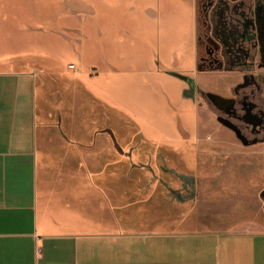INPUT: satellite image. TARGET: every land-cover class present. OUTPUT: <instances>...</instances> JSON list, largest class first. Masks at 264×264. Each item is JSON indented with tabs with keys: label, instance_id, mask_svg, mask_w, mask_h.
Wrapping results in <instances>:
<instances>
[{
	"label": "crops",
	"instance_id": "1",
	"mask_svg": "<svg viewBox=\"0 0 264 264\" xmlns=\"http://www.w3.org/2000/svg\"><path fill=\"white\" fill-rule=\"evenodd\" d=\"M29 1L14 0L36 33ZM54 1L90 6L101 36L94 39L87 15L77 24H45L60 31V40L53 42L51 32L32 39L29 32L28 51L47 55L33 59L40 72L15 63L0 68V264H264V228L223 232L200 223L190 229L196 221L184 210L166 219L161 198L132 202V178L117 175L109 159L115 147L101 150L110 112L135 115L110 94L121 78L114 75L116 52H125L129 64L120 80L145 91L153 84L148 76L180 85V77L198 70L197 0ZM128 5L131 12L139 7L137 43L115 34L117 23L133 34L124 23ZM90 52L94 61L85 66ZM84 95L89 112L79 102ZM209 97L219 110L235 105L225 89ZM104 155L109 158L101 161Z\"/></svg>",
	"mask_w": 264,
	"mask_h": 264
},
{
	"label": "rangeland",
	"instance_id": "2",
	"mask_svg": "<svg viewBox=\"0 0 264 264\" xmlns=\"http://www.w3.org/2000/svg\"><path fill=\"white\" fill-rule=\"evenodd\" d=\"M222 1L197 0L198 70L186 77L188 81L181 80L182 85L148 76L153 84L150 83L152 85L145 91L133 83L122 81L120 79L128 71L129 64L125 61V52H116L115 66L119 71L114 75L121 78L112 84L110 94L116 98L117 105H127L135 115L129 116L119 110L116 114L110 112L108 123L111 131L109 136L100 138L101 150L103 146H109L111 153L115 147L113 157L108 158L115 159L113 170L117 175H130L132 178L133 203H155L161 198L166 219L168 215L170 219L180 218L178 212L183 210L188 219L194 217L196 224L189 225L190 229L197 230L200 223L223 232L248 230L252 224L263 229L264 127H257L256 122L245 115L242 106L245 100L264 106V84L253 83L236 94V89L243 82L238 71L240 66L223 63L222 49L217 41V36L222 33L215 26L219 23L213 16L220 12ZM29 2L32 4V24L40 25L33 30L39 35L51 32L53 42L59 43L60 31L55 27L45 29L44 25L48 28L51 24L58 26L63 22L77 24L80 15L89 16L87 28L93 32L94 39L101 36L90 19V6L74 2L65 5L54 0ZM235 5L232 0L228 8L230 13L234 12ZM130 6L124 23L128 27L126 30L133 34L128 36L119 23L115 34H122L137 43L140 35L139 7L131 12ZM27 15L14 0H0V68L14 66L15 63L20 69L42 70V65L33 59H46L47 55L28 51L32 29ZM62 16H68L67 21ZM30 33L32 39L39 38L35 32ZM49 54L64 60L68 55ZM85 54L87 57L88 53ZM102 57L99 55L98 62L104 66ZM68 58L75 61L73 54ZM93 61L90 52L84 65ZM52 62L55 64L54 59ZM68 68L72 69L73 64ZM254 73L248 70L243 74L252 81ZM205 76L214 78L208 83L200 82L199 79ZM223 89L237 101L229 111L219 110L210 101L212 92ZM79 98L85 112H89L90 99L85 95ZM108 158L100 156L101 161ZM170 229L175 230L174 227Z\"/></svg>",
	"mask_w": 264,
	"mask_h": 264
},
{
	"label": "flooded vegetation",
	"instance_id": "3",
	"mask_svg": "<svg viewBox=\"0 0 264 264\" xmlns=\"http://www.w3.org/2000/svg\"><path fill=\"white\" fill-rule=\"evenodd\" d=\"M234 1L236 5L233 13L228 10L232 0H223L220 12L213 16L219 23H215V26L222 33L217 36V41L222 49L223 63L240 66L238 71L242 75L243 82L236 89V94L239 95V90H244L253 83L264 84V0ZM248 70L255 71L252 81L243 74ZM258 87L260 91V86ZM236 105L235 100L234 107ZM263 107L253 100H245L242 110L247 117L256 122L257 127L263 128Z\"/></svg>",
	"mask_w": 264,
	"mask_h": 264
},
{
	"label": "water",
	"instance_id": "4",
	"mask_svg": "<svg viewBox=\"0 0 264 264\" xmlns=\"http://www.w3.org/2000/svg\"><path fill=\"white\" fill-rule=\"evenodd\" d=\"M181 79H184V80H187L188 81V79L186 77H181ZM191 85H193V82H191Z\"/></svg>",
	"mask_w": 264,
	"mask_h": 264
}]
</instances>
